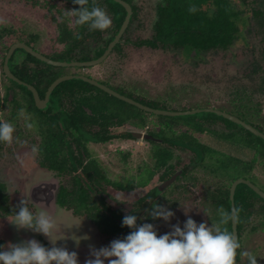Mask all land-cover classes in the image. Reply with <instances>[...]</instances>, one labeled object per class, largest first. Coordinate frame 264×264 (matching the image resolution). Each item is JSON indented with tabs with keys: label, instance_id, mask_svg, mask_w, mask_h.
I'll return each instance as SVG.
<instances>
[{
	"label": "trees",
	"instance_id": "1",
	"mask_svg": "<svg viewBox=\"0 0 264 264\" xmlns=\"http://www.w3.org/2000/svg\"><path fill=\"white\" fill-rule=\"evenodd\" d=\"M3 1L17 2L18 5L20 4L25 8L37 10L41 12L40 17L42 20L46 19L45 12L49 14V20L57 30L56 42L63 46V48L50 55L55 58L53 60L62 62L89 61L101 56L107 46V44H104L103 48L94 51L93 57L89 55L88 50H86L82 43L90 37L95 38L100 36L102 31L89 30L87 25L75 24V14H69L68 12L79 8V5L73 3V0ZM98 1L88 0L87 6L89 8L93 6L102 8L101 3ZM124 1L132 8V16L129 22L131 24L137 10L132 5L131 0ZM103 2L106 8L102 9L104 11L107 10L111 14L113 33L115 34L125 18V10L111 0H103ZM235 3H237V0H168L167 6H157V19L152 25L153 35L151 39L143 42L145 44L133 45L137 47L144 45L152 49H159L161 46L162 50H176L178 54L185 58L199 57L205 50L209 49L222 48L228 50L233 48L237 46V44H233L237 38L244 40L243 33L246 25V19L241 17V11L237 9ZM61 9H66L67 13L63 14ZM71 17L74 22L72 27H69L68 19ZM237 26H240V28ZM23 35V31L5 28L0 25V45L3 50V53H1L0 75L8 82L7 85L3 86L4 93L2 97L0 96V114L5 112L7 107H9L10 110L5 113V118L14 126L19 123L17 120L21 116H24L23 124H26V121L33 124L31 129L40 139L37 148V163L39 166L51 171L55 177H60L62 173L72 174L80 168L81 163L75 153L88 154L90 151L87 148V143L103 144L113 137L124 136L132 138L129 132L124 134L109 132L108 128L111 126H120L126 123L137 129H148L149 125L154 128L148 130V133L159 138L175 136H188L189 138L202 133V128L197 126H193L192 128L176 126L174 125L176 122L175 117H164L146 113L80 80H68L57 85L50 94L47 106L43 110L37 109L31 92L24 86L8 80L2 69L5 55L12 44L25 39L26 45L33 49L36 46L35 43L38 40L36 34H27L26 38L22 37ZM111 39L112 37L106 43L110 42ZM5 42L6 44H4ZM119 49L120 45L118 44L113 48L112 53L118 52ZM42 55L45 56L44 54ZM8 67L16 78L33 86L40 98H43L49 85L57 78L55 77L56 70L84 69L47 65L20 49L16 50L9 58ZM73 74L84 75L80 72ZM98 82L110 88L108 83ZM19 115L21 116L19 117ZM158 125L159 128L156 130ZM245 134V137L242 136L239 152L241 148L250 150L253 152V158L249 162L242 161L240 165L238 164L240 170H236L235 173L233 170L234 161L223 160L227 165L231 164V166H226L232 169V174L227 176V182L221 185L225 189V201L227 203L222 211L228 213L229 217V183L237 178H244L254 184L256 178L252 175L250 176L249 171L257 163L262 167L264 166V141L248 132ZM70 139L72 140L70 141ZM182 147L191 148L195 153L205 152L201 146L194 142L186 146L182 145ZM148 152L152 154V165H145V169H141L142 172L139 176L131 178V180L138 182V184L136 183L137 185H147L149 183L159 169V166L165 165L169 150L159 149L156 143L151 142ZM209 166L213 167V164H209ZM81 169V177L72 176L71 189L65 190L60 187L55 196L56 203L59 206L69 207L74 213H77L80 209L90 212L96 206L102 204L101 201L96 203L89 194L90 191L101 193L96 188L99 182L104 179L99 167L94 161H90ZM82 179L87 186L85 188L80 183ZM130 183L134 182L129 181L128 184ZM112 184L119 189L126 188L122 184ZM151 192L153 196L156 193L154 190ZM256 199L264 203V200L247 186L239 184L236 187L234 206L239 243L242 232L249 226L250 220L254 216L253 201ZM1 200H3V192L0 187ZM262 216L264 218V211L262 212ZM98 225L105 232H117L121 230L127 232V228H123L121 223L117 225L112 216H103ZM224 227L231 232L230 219ZM258 229L251 227L249 230L251 232ZM239 250H237L236 261L239 257Z\"/></svg>",
	"mask_w": 264,
	"mask_h": 264
},
{
	"label": "rangeland",
	"instance_id": "2",
	"mask_svg": "<svg viewBox=\"0 0 264 264\" xmlns=\"http://www.w3.org/2000/svg\"><path fill=\"white\" fill-rule=\"evenodd\" d=\"M98 2L101 3L103 9L106 8L103 0H99ZM131 2L137 10L136 18L130 25L128 32L124 34V38L132 43L151 39L153 35L152 25L156 18L155 8L157 4L164 3V1L131 0ZM61 11L63 14L67 13L66 9H61ZM105 12L111 18V14L107 10ZM40 13L37 10H31L20 4L18 5L17 2L0 0V25L5 28L23 31L24 35L22 37L24 38H26L27 34H36L38 40L35 43L34 50L53 60L55 58L50 55L63 48V46L56 42L57 30L51 24L49 14L45 12L46 19L42 20ZM73 22L72 17L68 19V26L72 27ZM257 22L252 25L254 33L252 34L248 31L250 37L252 36V41L248 37V42L251 45V48L248 50H244L241 44H237V46L225 53L216 51L209 52L203 61L189 64L182 61V59L180 60L181 57L177 52L175 53L168 49H150L147 47L136 49L128 43L121 47L120 52L113 54L109 57L108 61L99 66L81 70L59 69L56 70L55 77L59 78L80 72L89 77L96 78L98 81L108 83L110 89L141 105L151 109H162L171 112L216 107V109L219 108L224 112H230L232 115L237 116L236 113L228 109L218 107L225 103L228 107H233V103L236 100V104L241 105L242 112L247 110L248 112L254 113V109H258V114L252 120L264 130V89L262 88L264 80V42L260 41L264 37V28H254V25L257 27L260 25ZM112 28L113 22L111 21V25L104 30L100 41L96 43L91 40L85 41L84 46L91 57L94 56V51L102 47L104 41L111 35V32H113ZM21 42L25 43L26 40L22 39ZM1 47L0 45V65L2 60L1 53H3ZM17 61L21 62L20 60ZM256 67L258 69L254 71ZM7 84L8 82L0 75L1 97L4 93L3 86ZM239 97L241 98L240 100L238 99ZM243 106L245 107L243 108ZM8 110H10L9 107H7L5 112L1 113V120L7 121L5 113ZM216 117L219 118L218 116ZM216 117L213 114L198 113L175 117V120L179 123H190L196 120L213 119ZM23 119L24 116H21L17 120L19 124L14 126L13 142L11 144L6 143V145H2L0 148V182H9L12 187V200L19 204L21 201L27 199L28 190L32 184L50 177L56 178L52 172L43 168H40V170L36 166L35 159L37 156L35 150L38 143V138L36 137L38 136L31 128H28L26 124L22 123ZM231 125L234 126L233 124ZM148 127V129H137L124 123L123 126L116 127L112 130L115 132L129 130L148 133V130L154 128L149 125ZM157 128H159V125L156 127V130ZM238 129L240 128L238 127ZM240 130L243 131L242 129ZM202 136L209 135L205 134ZM150 146L151 144L149 145L143 140L126 141L120 139L112 140L105 144H89L88 149L92 157L97 159L98 163L101 164L105 177L110 182H121L123 178H132L135 176L143 163L148 166L152 165V160L148 152ZM122 152L129 153L126 164H123L122 159L117 158V154ZM142 154H144V157H142ZM237 155L244 162H249L253 158V152L244 148H241V151ZM21 168L28 175L24 174L25 172ZM2 169H6V171L2 172ZM249 175L256 178L254 185L264 192V166L262 167L259 163L253 165ZM25 178L27 179L25 180ZM10 181H13V183L11 184ZM57 181L59 183L62 181L65 185L68 182L67 178L62 177L61 180L59 179ZM155 184L156 176L151 179L142 191L135 190L132 193H122L114 187L109 186V184H101L104 192L102 194L97 192L94 194V197L96 199L102 198L108 208L119 212L121 215H125L127 211H130L134 207L132 204L133 201L155 186ZM34 207L35 213L41 211L35 205ZM262 207L264 206L260 201H253L255 213L250 220L249 226L241 234V247L236 264H247V257L241 255L242 252H249L255 255L258 264H264V218L262 216L264 208L261 209ZM62 216L67 219L62 218ZM71 216L70 209H59L57 207L56 213L51 215L56 225L53 232L62 231L59 227L61 226L59 225V221L61 220H64L66 224L70 220L76 221ZM145 216H141V224L145 222L153 223L158 234H164L172 230V225H174L172 218L167 222L162 218L158 219L157 222H150L144 219ZM66 224L63 232L73 234L69 227L72 225ZM251 227L259 229L250 232L249 229ZM72 228L76 230L74 232L79 231L74 226ZM88 228V231L92 233L90 227ZM76 237L72 236L68 241L64 240L63 236L61 239L55 240L56 246L63 247L67 243L77 248L79 244L87 240Z\"/></svg>",
	"mask_w": 264,
	"mask_h": 264
},
{
	"label": "flooded vegetation",
	"instance_id": "3",
	"mask_svg": "<svg viewBox=\"0 0 264 264\" xmlns=\"http://www.w3.org/2000/svg\"><path fill=\"white\" fill-rule=\"evenodd\" d=\"M122 1H124V0H122ZM163 1H164V3L161 2V3L157 4V6L165 7L168 5V0H163ZM235 4L234 5L237 7V9L239 11H241V13H240L241 17L246 19L245 20L246 25H245L244 33H243L244 34V36H243L244 40L241 38H237L233 44H241L242 47L244 48V50L245 49L248 50L251 48V45L248 42V37H250V33L248 31H250L252 34L254 33L252 25L256 24V22L258 21L260 25L258 27L256 25H254V28H256V29L257 28L258 29L264 28V0H250V1L237 0V3H235ZM157 6L155 8V17H156L155 21L157 19V13H158ZM131 11H132V8H131ZM208 12H210V11H208ZM125 13H126V11H125ZM131 16H132V13H131ZM131 16H130V18H131ZM135 18H136V16H135ZM131 24L130 23L128 24L127 28L124 30L121 37L119 38V42L116 44V45H118V44L120 45V49H121V47H123L124 45H126L128 43L130 45H133V44H142L143 42L147 41V40H143L142 42L132 43L128 39L124 38V34L128 32V29H129ZM121 25H120V27H121ZM120 27H119V29H120ZM237 27L240 28V26H237ZM119 29L114 34L113 33L114 29L112 28L113 32H111V35L104 41L103 46L99 47L98 49L103 48L104 44H107V45L110 44L112 42V40L114 39L115 35L118 33ZM152 31H153V28H152ZM103 32H104V30L100 33V36L95 37V38L90 37L89 39H86L85 41L91 40V41L96 43L102 39ZM248 33H249V36H248ZM111 37H112L111 41L106 43V41ZM250 40L252 41V36L250 37ZM85 41L82 44H84ZM260 41L264 42V37L262 39H260ZM24 44H26V43H24ZM143 44H145V43H143ZM132 47H135L136 49H138L140 47H147V46L143 45V46L137 47V46L133 45ZM147 48H149V47H147ZM120 49L118 52H120ZM150 49H152V48H150ZM159 49H161V46ZM230 49H232V48H230ZM230 49H228V50H230ZM228 50H225L222 48L209 49V50H205L204 53H202L199 57H196V58H193V57L185 58V57L181 56L180 54H179V56L181 57L180 60L182 59V61H185L189 64H194L198 61H203L209 52L216 51V52L225 53ZM172 52L176 53V50L172 51ZM115 53H117V52L112 53V51H111V53L107 56V58L102 63H100L99 65L108 61L109 57ZM192 53H194V52L192 51ZM263 54H264V49H263ZM95 59H97V58H95ZM92 60H94V59H92ZM242 61H241V63H242ZM241 63H240V65H241ZM99 65H97V66H99ZM94 67H96V66H94ZM90 68H92V67H90ZM84 69H86V68H84ZM257 69H258V67H256L254 69V71ZM72 75H76V74H72ZM83 76L89 77L87 75H83ZM89 78L96 80L98 82V80L96 78H92V77H89ZM262 88L264 89V80H263ZM43 98H44V96H43ZM43 98H40V99H43ZM238 99L240 100L241 98L239 97ZM218 107L228 109V110L236 113L237 116L232 115L230 112L229 113L224 112L219 108L216 109V107H212V108L209 107V108L213 109V110L220 111V112L228 114V115H231V116L237 118L238 120L252 126L253 128H255L260 133L264 134L263 128L260 125L255 124L252 120L254 118V116H256L258 114V112H259L258 109H254V113L248 112L247 110L242 112L241 105L238 103L236 104V100L233 103V107H228V105L226 103L224 105H219ZM244 107L245 106H243V108ZM203 109H206V108H203ZM160 110H162V109H160ZM164 111H167V110H164ZM181 112H184V111H181ZM208 114H213V113H208ZM213 115L215 117L217 116L215 114H213ZM0 116H1V114H0ZM218 117L219 118L216 117L213 119L196 120V121H193L190 123H179L176 121L174 123V125H176V126L187 127V128H190V127L192 128L193 126H197L199 128H202V130H203L202 133H200L198 136L196 135V136L189 137V138H188V136L187 137L186 136H175V137H170V138H159V137L152 136L149 133L142 132L144 134L152 136L154 138V140L136 139L133 137L129 138V137L122 136V137H113V138H111L105 142V143H107V142H110L112 140H120V139L126 140V141L143 140L144 142H147L149 145L151 144V142L156 143L158 145L159 149H168L169 150L165 165L159 166V169L157 170L156 174L154 175V176H156L155 186H153L152 188H150L149 190L144 192L139 198L134 200L132 203L134 205V207L130 211H127L125 215L135 214L138 218L137 219L138 224H141V222H142V220H141L142 215H144V216L146 215L144 217V219H146L147 221L157 222L158 219L153 220L151 217H149L147 215V213H148V211L152 210L153 205L158 204L164 208H169L170 210H172L174 212V216L172 217L173 224L179 223L181 227H183V223L186 221V219L188 217H191L197 223L206 222L209 225H211V223H215L219 219V212H221L227 205V203L225 201V189L221 185L225 184L227 182V176H230L232 174V169L230 167H227V166H231V164L227 165L223 160H233L234 161V169H233L234 173L236 172V170H240L239 165L241 164L242 160L237 154L240 150V145L242 142V136L245 137V135H246L245 132H248V131L245 130L244 128H242L240 125H237V124H235V123H233V122H231V121H229V120H227L221 116H218ZM0 120H1V117H0ZM224 121L228 124H226ZM7 122H9V121H7ZM20 122H22V121H20ZM18 124L19 123H17V125ZM231 124H233L234 126H232ZM123 125H124V123L120 126H123ZM120 126H111L108 128V130H109V132L116 133V134H124V133H128V132L129 133L134 132V131H129V130H123L121 132H115L112 130V129H114L116 127H120ZM238 127L245 132L238 129ZM135 132H139V131H135ZM248 133H250V132H248ZM205 134H207L209 136H202ZM36 138H38V143H39V141H40L39 137H36ZM71 140L72 139H70V141ZM190 141L201 146V148L205 152L204 153H195L193 150H191V148L182 147V145L186 146L187 144L192 143ZM38 143L36 145V150H35L36 156L38 154L37 153ZM105 143H103V144H105ZM87 144L89 145V144H94V143L89 142ZM2 145H6V143H3ZM2 145L0 143V148L2 147ZM87 148H88V146H87ZM75 155L79 159V162L81 163L80 168L72 174L62 173L60 175V177H56L57 180H59V179L61 180V177H62V178H67V181H68L67 185L63 184L62 181H61V183L58 182V189L60 187L62 189H65V190L71 189V187H72V176L81 177V173H82L81 168L84 167L86 164H88V162H90V161H94L97 164V166L100 169L101 174L104 177V179L99 182V185L96 186V188L101 192V194L104 192V190H102L103 188L101 187V184H107V185L109 184V186L114 187L115 189H117L118 191H121L122 193H124V192L125 193H132L135 190H141L142 191V189H144V187L146 186V185H137L138 182H136L135 180H131V178H126V179L123 178V180L121 182H110L105 177V175L103 174L104 170L101 167V164L98 163L97 159L92 157L90 152L88 154H85V153L77 154V153H75ZM0 156H1V154H0ZM118 157L120 160L122 159L123 164H126V161L128 160V157H129V153L128 152L118 153L117 158ZM142 157H144V154H142ZM149 157L151 158L152 154H149ZM143 159L146 160L145 158H143ZM81 160L83 163L81 162ZM35 161L37 163V157H36ZM209 164H213V167L209 166ZM145 165L146 164L143 163L140 166L141 168L139 169V172L135 176H139V174L142 172L141 169H143V170L145 169ZM0 166H1V164H0ZM36 166L39 169L40 168L46 169L44 167L39 166L38 163ZM21 170H22V168H21ZM1 171L5 172L6 169H2ZM22 171L25 172L24 174L28 175V173H26L25 170H22ZM249 173H250V171H249ZM176 174H177V176L175 177L173 182L169 186L163 187V183L166 182L167 180H169L172 176H174ZM26 179L27 178H25V180ZM7 180H10V179H7ZM129 181H133L134 183L128 184ZM233 181H231L229 183V186H228L229 207L231 206L230 205L231 202L229 200V189H230V186H231ZM4 182L5 183L0 182V187L2 188V192H3V200L0 201V245H4L5 249L7 248V245L10 242L11 243H19L21 241H26L29 239H36L42 245H44L46 248H51L53 246H56L55 240L61 239L63 236H64V240H68V241L70 240V238L72 236H77L76 238H84L87 240H85L84 243L79 244V247H77V248H74L67 243L63 247H66L70 252L71 251L77 252L78 264H85L86 259L92 258L90 256V248L94 247V248L98 249L100 247L108 246L112 240L123 239L124 236H126L130 231H132V229H129L127 226H123V228H127V232H124L123 230L117 231V232H110V231L105 232L102 230V227H99L98 222L101 220V218H103V216H107V217L112 216L114 218L116 224L118 225L119 223L122 224V218L125 215H121L119 212H117L113 209L111 210L110 208H108V206L105 204V202L102 198L96 199L94 197V194L97 193L98 191H90L89 194H90V197L93 198V200L96 203L101 201L102 204L100 206L99 205L96 206L90 212H87L84 209H80L77 213H74L71 208L66 207V206H59L56 203V205H57V207H59V209H62V208L63 209L64 208L70 209V212L72 215L71 217L75 218L76 221L70 220V222L68 221L67 224H70V225L79 229V231L74 232L76 230H74L72 228V226H69L74 235L70 234V232H68V233L63 232L65 224H66L64 220L59 221L60 222L59 225H61L59 227L61 228L62 231L61 232H53L51 237H46L43 234L33 232L30 229H18L11 222V220L14 218V213L19 210L21 203L19 204L18 202L16 203L12 200V195H11L12 187L9 184V182H7V181H4ZM10 183L12 184L13 181H10ZM80 183L85 188L86 184H85V181L83 179L80 181ZM112 183L122 184V186H124L126 188L125 189H119L118 187L114 186ZM22 185H23V183H22ZM158 188H160L159 191L157 190ZM58 189H57V191H58ZM153 190L156 191L154 196L151 194L152 193L151 191H153ZM235 190H236V188H235ZM234 195H235V192H234ZM234 195H233V204H234ZM256 200H258V199H256ZM258 201H260V200H258ZM24 202H25L26 206H28L29 209L31 211H33V213L35 214V212H34L35 207H34L33 201L29 197V195L27 196V199ZM260 202L264 206V203L262 201H260ZM126 204H128V202H126ZM234 209H235V206H234ZM62 213H66V212H62ZM62 213H61V215H62ZM230 217H231V212H230ZM62 218L67 219L64 216H62ZM2 220H4L3 223H2ZM235 220H236V217H235ZM230 222H231V218H230ZM88 227H90V229L92 230V233H90V231H88V229H89ZM236 231H237V226H236ZM231 232H232V229H231ZM52 237H53V240H52ZM237 238H238V234H237ZM59 241H61V240H59ZM238 255H239V253H238ZM106 264H107V262H106Z\"/></svg>",
	"mask_w": 264,
	"mask_h": 264
},
{
	"label": "clouds",
	"instance_id": "4",
	"mask_svg": "<svg viewBox=\"0 0 264 264\" xmlns=\"http://www.w3.org/2000/svg\"><path fill=\"white\" fill-rule=\"evenodd\" d=\"M73 3L79 8L68 12L75 14L76 25L101 31L111 25V18L102 8H89L88 0H73ZM26 126L32 128L33 124L26 121ZM14 132L11 122L0 120V143L11 144ZM147 215L153 220L162 218L167 222L174 212L157 204ZM230 218L234 219V216L229 217L221 211L219 219L209 225L188 217L183 227L177 223L172 225L170 232L158 234L153 223L138 224L137 216L128 214L122 218V226L132 231L123 239L112 240L108 246L90 248L92 258L86 259L85 264H236L241 245L237 236L224 227ZM11 222L18 229H30L46 237H51L56 228L49 213L34 214L24 201ZM241 255L247 257V264H258L255 255L249 252ZM77 256V252H70L66 247L46 248L36 239L10 242L6 249L0 245V264H78Z\"/></svg>",
	"mask_w": 264,
	"mask_h": 264
},
{
	"label": "water",
	"instance_id": "5",
	"mask_svg": "<svg viewBox=\"0 0 264 264\" xmlns=\"http://www.w3.org/2000/svg\"><path fill=\"white\" fill-rule=\"evenodd\" d=\"M112 1L119 4L120 6H122L126 11V15H125V18L122 22V25H121L118 33L115 35L112 42L107 45L105 51L103 52V54L99 58L94 59V60H89V61H83V62H81V61H72V62L53 61V60L43 56L42 54H40L39 52H37L36 50L31 48L30 46H28L22 42H16L9 47V49L5 55L4 61H3L2 69H3V73H4L5 77L8 80L15 82L16 84L24 86L25 88H27L32 94L35 107L39 110H43L46 107L48 100H49V97H50V94L52 93V91L55 89V87L57 85H59L62 82L68 81V80H80V81L86 82V83L98 88L99 90L103 91L104 93H106V94H108L114 98H117L118 100L126 102L127 104L132 105V106H134V107H136V108H138V109H140L146 113H150V114L157 115V116H165V117H181V116L194 115V114H198V113H213V114H215L217 116H221V117H223V118H225V119H227V120H229V121H231L237 125H240L242 128H244L245 130H247L248 132H250L254 136H256V137H258L264 141V134L260 133L259 131H257L252 126L238 120L237 118H235L231 115H228V114H225V113H222L220 111L213 110L210 108L195 109V110L184 111V112H171V111H164V110H158V109H151V108L146 107L144 105H141V104H139L133 100H130L126 97H123V96L119 95L118 93H116L115 91L108 88L107 86L100 84L96 80H93V79L86 77V76H83V75H66V76L56 78L47 88L45 95H44V98L40 99L36 89L33 86L20 81L18 78H16L11 73V71L9 70V67H8V60L12 56V54L18 49L23 50L25 53L29 54L33 58H35V59H37V60H39V61H41L47 65H51L54 67L90 68V67H94V66H97L100 63H102L107 58V56L111 53L113 47L119 42V38L121 37L122 33L124 32V30L127 28L128 24H129L130 16L132 13L131 7L126 2H124L122 0H112ZM130 135H131V137L136 138V139L154 140V138L152 136L144 134L142 132H135L134 131V132H130ZM176 176H177V174L172 176L166 182H164L163 187L169 186L173 182V180L175 179ZM239 184H243V185L247 186L257 196H259L262 200H264V192L261 191L257 186H255L250 181L243 179V178H238L232 182L230 189H229V200L231 202L230 212H231V217L234 216V219L231 218V229H232V233H234L236 236H237V231H236V220H235V209H234V204H233V195L235 192V188ZM57 189H58L57 179L50 177L46 180H39V181L35 182L34 184H32L29 187L28 195L31 198V200L33 201V204L36 206L37 209H39L41 211H46L50 215H54L56 213V209H57L56 199H55ZM157 190L159 191L160 188H158Z\"/></svg>",
	"mask_w": 264,
	"mask_h": 264
}]
</instances>
